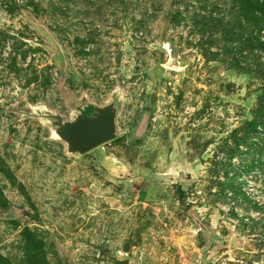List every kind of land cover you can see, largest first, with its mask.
I'll return each mask as SVG.
<instances>
[{
    "label": "rangeland",
    "instance_id": "1",
    "mask_svg": "<svg viewBox=\"0 0 264 264\" xmlns=\"http://www.w3.org/2000/svg\"><path fill=\"white\" fill-rule=\"evenodd\" d=\"M248 6L0 0V264H264V31ZM118 82L122 134L81 158L10 113L65 114L63 83L100 100Z\"/></svg>",
    "mask_w": 264,
    "mask_h": 264
},
{
    "label": "water",
    "instance_id": "2",
    "mask_svg": "<svg viewBox=\"0 0 264 264\" xmlns=\"http://www.w3.org/2000/svg\"><path fill=\"white\" fill-rule=\"evenodd\" d=\"M64 85L60 88V102L66 109L65 114L46 102L27 104L24 109H14L10 113L16 121L35 122L47 133L49 141L62 147V154L66 159L81 158L91 150L121 136L119 118L125 102L122 82L116 83L106 98L100 100H91L86 89L78 96L74 95ZM64 115L69 118H64ZM173 177L175 181L195 178L190 171L178 168L174 170ZM207 257V254L200 255L201 259Z\"/></svg>",
    "mask_w": 264,
    "mask_h": 264
},
{
    "label": "trees",
    "instance_id": "3",
    "mask_svg": "<svg viewBox=\"0 0 264 264\" xmlns=\"http://www.w3.org/2000/svg\"><path fill=\"white\" fill-rule=\"evenodd\" d=\"M253 1V2H251ZM246 0L248 7L246 8V20L251 22L259 31H264V0ZM260 16H256L255 13ZM247 15H249L247 17Z\"/></svg>",
    "mask_w": 264,
    "mask_h": 264
},
{
    "label": "flooded vegetation",
    "instance_id": "4",
    "mask_svg": "<svg viewBox=\"0 0 264 264\" xmlns=\"http://www.w3.org/2000/svg\"><path fill=\"white\" fill-rule=\"evenodd\" d=\"M203 252H204V250H203ZM205 252H208V250H205Z\"/></svg>",
    "mask_w": 264,
    "mask_h": 264
}]
</instances>
